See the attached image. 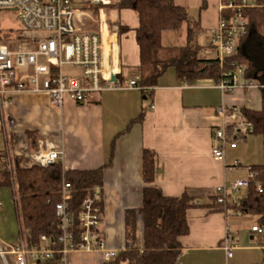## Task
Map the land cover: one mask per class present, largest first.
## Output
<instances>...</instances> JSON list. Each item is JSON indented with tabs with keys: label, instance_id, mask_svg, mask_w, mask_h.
<instances>
[{
	"label": "crops",
	"instance_id": "crops-1",
	"mask_svg": "<svg viewBox=\"0 0 264 264\" xmlns=\"http://www.w3.org/2000/svg\"><path fill=\"white\" fill-rule=\"evenodd\" d=\"M175 2L186 7L192 17L199 18L204 31L198 41L208 43L219 24L224 1ZM72 4L77 10L78 26L83 31L101 34L103 61L109 72L123 79L140 75L137 13L131 8L96 5L89 0H73ZM123 26L128 29L123 31ZM186 35L184 23L179 33L163 31L162 43L165 47L182 46ZM202 51L203 59L215 56ZM243 66L246 70L247 65ZM245 70L240 78L252 79L258 86L223 92L211 79L183 82L174 67H169L151 97L142 89H110L92 93L82 103L66 98L59 107L44 93L9 91L0 102V152L4 155L0 157V177L6 165L11 170L17 165H32L30 154L39 144L62 150L65 170L101 168L103 238L118 253L126 246L125 212L142 204L143 150L152 149L156 154L155 184L169 196L188 191L197 197V205L187 211L190 231L180 238L182 250L176 264H264V233L252 230L259 217L213 208L219 186L229 187L236 179L247 178L251 166L264 168V131L247 134L235 147L226 146L223 159L212 155L218 145L214 129L223 123L216 114L217 108L245 106L264 111L263 70L262 74L261 68L248 71L251 78ZM143 109L144 119L136 121ZM245 194L246 190L235 195L237 201ZM11 199L15 205L12 186L0 185V214L11 230L0 233L3 246L12 244L8 236L16 232L14 218L10 217ZM20 230L19 223L18 235L13 240ZM142 232L143 217L137 212L140 248ZM228 234L235 243L229 258L223 248ZM106 262L102 250H77L67 257V264Z\"/></svg>",
	"mask_w": 264,
	"mask_h": 264
},
{
	"label": "trees",
	"instance_id": "trees-1",
	"mask_svg": "<svg viewBox=\"0 0 264 264\" xmlns=\"http://www.w3.org/2000/svg\"><path fill=\"white\" fill-rule=\"evenodd\" d=\"M227 2L228 0H222ZM256 5L243 10L248 20L250 33L240 41L236 52L227 56L223 63L218 58H201V50L210 43L201 44L198 37L204 31L199 18L192 17L186 7L178 5L175 0H116L110 6L131 8L139 18L136 28V40L140 55L139 84L147 97L153 94V88L169 67H174L179 80L187 83L199 79H211L215 83L224 78L227 71H235L236 65H247L246 76L252 70H259L257 59L251 57L250 50L256 43L264 46V0H255ZM225 14V12L221 13ZM187 24L186 43L182 46L165 47L162 43V33L174 30L179 33L182 25ZM128 28L122 27V30ZM12 31L0 30V44L8 42L11 47L24 38L22 30L14 35ZM10 43V41H13ZM249 71V72H248ZM248 72V73H247ZM264 99V89L262 90ZM244 120L252 122V128L247 133H262L264 131V111L239 107ZM231 108L227 109L230 113ZM146 109L139 114L136 121L144 119ZM227 132L240 135L237 121L230 120L226 126ZM246 134V135H247ZM245 135V136H246ZM244 136V137H245ZM0 157L4 155L0 152ZM142 174L145 186L142 190V204L138 209H128L125 212V243L106 264H176L182 250L180 238L190 231L187 211L197 205V197L184 191L179 196L166 195L155 184L156 154L152 149L143 150ZM256 176L250 181L246 194L232 204L217 202L214 197V209H232L237 213H247L259 217V224L264 225V168L251 166ZM65 177L71 182L74 196L69 202L72 215V230L79 237L83 231L80 223V213L84 197L100 190L103 181V171L98 169L65 170L61 161L42 166L32 164L21 165L14 169L6 165L0 185L12 186L15 210L23 232L29 243L38 244L40 236L45 234L57 246L61 235L59 219L56 214V204L61 199L62 181ZM261 183L260 191L257 184ZM101 201H103L101 199ZM143 217V245L139 247L136 234V213ZM60 255L55 254L48 260H36L31 264H59Z\"/></svg>",
	"mask_w": 264,
	"mask_h": 264
},
{
	"label": "built area",
	"instance_id": "built-area-1",
	"mask_svg": "<svg viewBox=\"0 0 264 264\" xmlns=\"http://www.w3.org/2000/svg\"><path fill=\"white\" fill-rule=\"evenodd\" d=\"M92 4L107 5L112 0H89ZM73 0H0V12L11 10L17 13L22 23L24 38L14 47L0 44V102L9 91L44 93L55 106L61 107L66 98L82 103L92 94L110 89H143L139 84L140 75L123 79L111 74L103 61V38L98 32L83 31L77 24V10ZM256 5L255 0H228L221 4L222 14L219 24L209 37L210 45L203 48L204 55L215 54L221 63L227 56L234 54L240 41L250 33L248 20L243 10ZM235 45H237L235 47ZM210 58V57H209ZM70 66L80 71L79 75H70L63 71ZM235 71H227L224 78L215 83L223 92L236 87L258 86L252 79H241L245 68L236 65ZM216 109L222 119V125L214 129L218 145L213 149L215 159L224 158L225 147H235L252 128V122L244 120L238 107ZM230 120L237 121L240 135L228 133L226 126ZM3 124L0 118V128ZM64 152L53 147H39L30 154L33 164L48 166L61 161ZM236 165L238 162L235 163ZM256 176L250 168L247 178L236 179L231 186H219L216 189L217 202L237 203L235 195L247 190L250 181ZM257 188L262 191L261 183ZM74 191L71 182L63 177L61 199L56 204L61 235L57 246L45 234L40 236L38 244L29 243L23 232L14 243L0 244V264H31L36 260H48L55 254L60 255L59 264H67L68 254L77 250H102L105 259H112L117 252L109 248L103 238L102 193L94 190L88 193L82 202L80 223L83 228L79 237L71 229L72 215L69 202ZM252 230L264 233V225L255 223ZM235 243L228 234L223 248L227 257L233 255ZM264 249V244H262ZM8 257L10 259H8Z\"/></svg>",
	"mask_w": 264,
	"mask_h": 264
},
{
	"label": "rangeland",
	"instance_id": "rangeland-1",
	"mask_svg": "<svg viewBox=\"0 0 264 264\" xmlns=\"http://www.w3.org/2000/svg\"><path fill=\"white\" fill-rule=\"evenodd\" d=\"M22 27V23L20 22V20L17 18V13L11 10H2L0 12V30L2 32H6V31H12L14 35H16L20 29ZM13 35V36H14ZM13 41H10V43H13ZM6 44L9 45L8 42H5ZM16 45V44H15ZM14 45V46H15ZM237 45H235L236 47ZM251 53V57L257 59V65L259 68H261L260 73L262 74V70L264 73V46L262 45V43H256L253 47V49L250 50ZM63 71L67 74L70 75H79L80 71L76 68L70 67V66H64ZM243 77V76H241ZM11 193V192H10ZM12 194V193H11ZM11 194H10V198H11ZM11 208H12V215H10V217L12 216L14 218V224H15V234H12V236H8V242L9 243H14L15 240H13V237H16V235H18V230H19V223L16 217V212H15V205L14 202L11 199ZM4 206V205H2ZM2 208H0L1 211ZM9 218V217H8ZM13 231V230H12ZM10 225L8 224L7 219H4L1 214H0V233H10ZM0 236L2 237V235L0 234ZM0 243L3 245L4 242L1 241L0 239ZM5 246V245H4ZM8 259H10L8 257Z\"/></svg>",
	"mask_w": 264,
	"mask_h": 264
}]
</instances>
